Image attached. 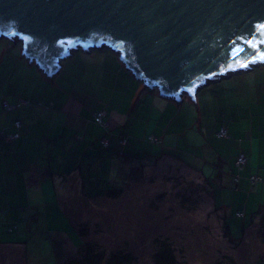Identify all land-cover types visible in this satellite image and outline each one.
Wrapping results in <instances>:
<instances>
[{"label": "rangeland", "instance_id": "1", "mask_svg": "<svg viewBox=\"0 0 264 264\" xmlns=\"http://www.w3.org/2000/svg\"><path fill=\"white\" fill-rule=\"evenodd\" d=\"M14 40L0 36V74L22 73L18 80L22 81L21 90L25 89V97L33 104L38 96L34 98L27 94L38 90V81L33 75H48L22 57L21 42ZM92 49V55L99 50ZM104 51L111 50L105 48ZM72 52L61 59L63 66L55 74L57 81L69 83V92L72 87L68 79L79 77L85 68L89 70L100 65L99 62L91 63L93 58L87 57L91 53L80 48ZM19 60L21 65H16ZM123 67L126 69L125 65ZM153 90L156 94L146 93L145 101L135 113L137 122L126 133L129 142L120 146L116 142L110 144L120 152L110 155L99 148L97 139L102 131L97 129L98 124L92 123L88 131L81 129L80 134L93 140L97 153L104 156L91 163L89 193L94 196L81 190L78 176L68 179L71 190L63 194H66V211L74 225L84 241L94 248H102L105 253L111 250L131 252L132 264H156L154 255L162 239L174 247L177 259L184 264H246L254 261L262 249L254 233H243V224L250 221L249 217H223L214 206L209 191L218 187L217 183L210 177H206V182L201 175L213 174L231 158L227 137L216 134L220 123L238 117L239 111V125L248 128L250 121L253 122L252 133L258 131L259 124L263 128L264 63L210 81L202 85L195 96L183 94L181 101L170 102L160 96L157 88ZM40 97L44 102L50 101V93L45 89ZM151 97H155L153 104ZM19 109L22 108L8 111V116ZM122 130L124 128L118 126L107 133L110 138L118 139ZM151 135L159 136L161 140L152 141ZM220 156L221 161L218 160ZM122 163L125 164L121 169L124 179L120 184H112ZM97 165L99 169H95ZM96 185L102 189L92 191ZM112 185L120 187L117 196L104 192ZM100 192L104 195H97ZM214 198L215 205H219L217 195ZM224 221L230 234H226ZM0 222L2 225L7 222L17 224V220L9 219H0ZM64 224L62 219H38V223L30 226L38 228L39 239H32L31 228L26 239H22L25 250L18 243L0 244V264H60L48 237ZM67 232L78 245L81 243L80 234L69 222Z\"/></svg>", "mask_w": 264, "mask_h": 264}, {"label": "crops", "instance_id": "2", "mask_svg": "<svg viewBox=\"0 0 264 264\" xmlns=\"http://www.w3.org/2000/svg\"><path fill=\"white\" fill-rule=\"evenodd\" d=\"M105 48L107 47L98 48L94 55L93 49L86 51L91 53L87 54L88 58H93L91 63L99 62L100 65L89 70L85 68L79 77L72 78L71 81L68 79L72 92H69V83L57 81L55 74L48 77L34 74L38 81V90L27 91V94L34 98L38 96V100H42L40 95L45 89L50 93V101L42 100L47 106H20L22 109L10 116V110L2 109V100L15 101L19 97H25V89L21 90L22 81H18L23 74L14 75L12 71L0 74V128L7 127V131L19 134L17 138L8 140L0 132V219L17 220L15 225L10 222L2 225L3 222H0V244L18 243L24 248L25 240L22 239H26L25 236L31 232V228L32 239L37 240L40 236L38 228L30 226L32 223H38V219L43 218L62 219L65 221L64 226L55 229V234L49 235L48 238L52 240L60 264L77 254L80 244L78 245L72 234L67 232L68 222L72 228L75 227L72 217L66 211V194L63 192L71 190L68 179L78 176L81 180V190L94 196L89 193L91 163L100 159L94 141L82 136L81 129L86 128L88 131L92 123L98 126L93 121L92 113L96 108L102 107L105 108V119L109 128L123 127V136L129 133L137 122L135 113L145 101V94L155 93L154 88L150 89L142 81L135 79L132 73L123 67L124 64L114 51H104ZM72 54L73 52L70 55ZM16 65H21V61H17ZM62 66L63 64L60 68ZM219 78L221 77L215 79ZM151 98L153 104L155 97ZM170 100L173 102V99ZM239 118L238 111V117L233 116L227 123L219 125L220 127L226 124L228 129L226 140L231 147V158L213 174L200 175L204 180L210 177L217 183L218 187H212L209 191L214 206L219 208L223 217H249L250 221L245 226L243 224V233H254L262 250L256 254L258 256L253 262L246 264H264V182H252L249 178L251 173L264 174V125L262 128L259 124L258 131L252 133L253 122L250 121L249 127L245 128L239 125ZM15 120H19V126L13 124ZM217 125L216 123V128ZM97 129L103 130L100 126ZM112 142L121 144L117 137H112ZM128 142L129 140L126 144ZM133 143L135 144V141ZM239 153H244L246 157L241 170H237L234 165L235 157ZM161 155L165 157L164 154ZM218 160L221 161V156ZM124 166L122 163L118 176L113 178L111 183L120 184L122 178L124 179L121 173ZM94 167L99 169L98 165ZM236 173L239 174V179L234 181L233 175ZM98 189L102 188L96 185L92 191ZM214 195H217L219 205H215L217 203ZM11 226L12 229L9 230Z\"/></svg>", "mask_w": 264, "mask_h": 264}, {"label": "water", "instance_id": "3", "mask_svg": "<svg viewBox=\"0 0 264 264\" xmlns=\"http://www.w3.org/2000/svg\"><path fill=\"white\" fill-rule=\"evenodd\" d=\"M0 36L48 76L76 49L107 47L144 85L180 100L264 63V0H0Z\"/></svg>", "mask_w": 264, "mask_h": 264}, {"label": "trees", "instance_id": "4", "mask_svg": "<svg viewBox=\"0 0 264 264\" xmlns=\"http://www.w3.org/2000/svg\"><path fill=\"white\" fill-rule=\"evenodd\" d=\"M19 99L26 100L27 103H22L21 100H19ZM4 101H7L10 104H12V107H10V108L7 109L4 106V103H3ZM41 101L42 100H36L32 104V101L30 99H28L27 97H19L15 101H9L7 99H3L2 100V109L4 111H7V110H11V109H14L16 107L23 106V105L30 106V105H34V104L47 106V104H45L43 101L42 102ZM100 109H105V108H102V107L96 108L93 111V113H92L93 121L96 124H98L99 126H101L102 129H103L102 132H101V135L98 137L99 148L103 149L107 154H113V153H116V152H120L119 150H116V149H113V148L110 147V143H111V139L112 138H110L108 136L107 131H110L111 128H109L108 121L105 119V114L103 116V120H104V122H107L106 125L103 124V123L97 122L94 119V113L96 111L100 110ZM16 121H19V120H15L13 122V124L15 126H19L20 125V122H19V125H16L15 124ZM221 126H225V125H221ZM220 127L216 131V134L217 135H218V131H219ZM0 132L5 137V139H7L6 138V134H8V133H16L17 136L14 137L13 139L17 138L18 135H19L17 132L7 131V127H1L0 128ZM218 136H222V135H218ZM103 138H106L108 140V144L105 145V146L102 144V139ZM153 138H155V139H153ZM13 139H8V140H13ZM149 139L152 140V141H160V138L158 136H156V135L155 136H153V135L149 136ZM118 140L120 141L121 144H124L125 145L126 142H127V140H128V138H127L126 134H124L123 136L121 135L118 138ZM122 140H125V141L122 142ZM95 149H96V147H95ZM241 154L244 155V153H241ZM97 156H98V158H100V157L104 156V154L101 153V154H98ZM237 156L238 155H236V157ZM132 157L135 158V156H132ZM236 157H235V159H236ZM131 160H133V159H131ZM245 161H246V157H245ZM245 161H244L241 169H243L244 164H245ZM131 164H133V163H131ZM234 165L237 168V170H241V169H239L236 166L235 160H234ZM235 175H238V179H239V174L238 173H236V174L233 175V179H234V176ZM251 175H264V174L251 173L249 175V178H250ZM237 180L234 179V181H237ZM256 181H262V180H255L254 182H256ZM119 190H120L119 185L118 186L112 185L111 187H109L104 192L105 193L107 192L106 195H109V196H117V192H119ZM97 195H104V194H103V192H100V193H97ZM240 213L242 214V212H240ZM237 214H239V213L237 212ZM73 224H74V222H73ZM224 226H225V229H226V234H230V229H229V227H228V225L226 224L225 221H224ZM74 227H75L76 231L81 236L80 231L76 228L75 225H74ZM82 237L83 236H81V243L79 245L77 254H75L74 256H71V257L65 259L64 262L61 263V264H102L103 262H105V264H132L134 257H133V255H132L131 252H129V251L122 252V251H118V250H111L108 253H105L102 248H96V247L94 248V246L91 243H88V242L84 241V239ZM106 254H108V255L106 256ZM154 256H155L154 258H155L156 264H184V263L180 262L177 259L176 255H175V252H174V247L167 240H165V239H162L159 242V246H158V248H156V252H155V255Z\"/></svg>", "mask_w": 264, "mask_h": 264}, {"label": "built area", "instance_id": "5", "mask_svg": "<svg viewBox=\"0 0 264 264\" xmlns=\"http://www.w3.org/2000/svg\"><path fill=\"white\" fill-rule=\"evenodd\" d=\"M19 100H21V102L22 103H27V101L26 100H23V99H19ZM4 103V106L8 109V108H10V107H12V104H10L9 102H7V101H4L3 102ZM104 114H105V109H100V110H98V111H96L95 113H94V119L97 121V122H100V123H103V124H107V122H104V120H103V116H104ZM15 124L16 125H19V121H16L15 122ZM3 132V131H2ZM228 134V132H227V127H225V126H221L220 127V129H219V131H218V135H222V136H226ZM17 135H16V133H8V134H6V138L7 139H13L14 137H16ZM153 139H155V138H153ZM125 140H122V142H124ZM102 144L105 146V145H107L108 144V140L106 139V138H103L102 139ZM244 161H245V156L243 155V154H238V156L236 157V159H235V164H236V166L239 168V169H241L242 168V165H243V163H244ZM234 179L235 180H237L238 179V175H235L234 176ZM250 180L252 181V182H254L255 180H262L263 182H264V175H251L250 176ZM239 214H241L240 212H238ZM12 229V226L11 227H9V230H11Z\"/></svg>", "mask_w": 264, "mask_h": 264}, {"label": "bare ground", "instance_id": "6", "mask_svg": "<svg viewBox=\"0 0 264 264\" xmlns=\"http://www.w3.org/2000/svg\"><path fill=\"white\" fill-rule=\"evenodd\" d=\"M103 46V45H102Z\"/></svg>", "mask_w": 264, "mask_h": 264}]
</instances>
